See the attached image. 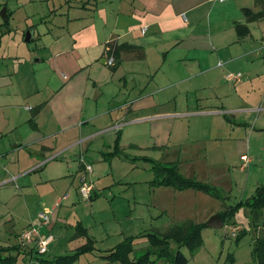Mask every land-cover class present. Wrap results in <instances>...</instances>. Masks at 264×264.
I'll use <instances>...</instances> for the list:
<instances>
[{"label":"crops","instance_id":"crops-1","mask_svg":"<svg viewBox=\"0 0 264 264\" xmlns=\"http://www.w3.org/2000/svg\"><path fill=\"white\" fill-rule=\"evenodd\" d=\"M37 1L46 0L33 2ZM53 8V24L43 36L42 51L35 61L40 71L32 74L30 70L29 78L19 77L15 83L11 79L0 80V137L11 136L15 145L11 151L4 150L1 158L9 162L15 152L18 156L24 151L23 162L32 163L35 158H47L44 155L50 152L65 161L58 165L66 170L58 167L61 174L57 180L66 178L63 171L69 170H75L74 178L78 179L82 171L78 158L83 155L89 162V142L111 129L112 119L117 122L112 128L120 126L124 116L131 118L124 125H128V142L133 150L140 149L135 140L139 139L144 143L142 147L153 149L154 157L159 154L152 160L178 164L186 178L228 190L251 177L256 179V173L264 171V138L259 143L254 140L264 134V124L262 128H251L247 122L253 118L264 122V52L259 50L264 49V18L248 21L242 11L264 12V0H63ZM236 25L245 26L248 33L238 36ZM34 36L32 39L42 42L40 34ZM109 45L134 48L120 53V64L114 72L106 64ZM231 72H242L246 79L238 85L228 83L225 75ZM110 81H116L115 94L106 97L105 86ZM117 97L120 101L112 103ZM28 98L33 99L32 106L24 105ZM243 103L247 108H242ZM259 105L263 107L257 109ZM38 107L33 118L36 129L32 130L28 121L31 111ZM229 111L238 120L231 119ZM191 118L196 124L187 126ZM138 126H144L147 138L142 134L132 137L133 127ZM124 131L120 129L118 134L123 136ZM107 149L104 153H111V147ZM243 157L247 162H243ZM102 158L104 164L111 161ZM35 166L32 172L45 167ZM26 167L23 163L20 170ZM12 168H4L5 174ZM93 171L92 167V174ZM1 176L2 173L0 180ZM257 187L253 186L254 190ZM175 191L185 194L179 197L180 217L174 218L177 225H203L220 213L218 209H207L193 214L196 209L192 208V216L181 215L191 196L187 192L196 191ZM75 193L78 200L77 187ZM94 194L98 198L95 189ZM202 198L199 197L204 201ZM23 208L29 210L28 205ZM7 215L12 222L14 216ZM33 221L29 220L28 225ZM78 223L82 225H75ZM28 225L16 234L13 244L18 243L20 233ZM56 226L52 223L41 233L50 235ZM234 227L243 228L237 224ZM85 229L96 243L89 228ZM109 234L105 231V238ZM74 235L75 232L71 239L77 240L78 246L70 253L85 243ZM59 246L53 240L48 251ZM63 255L67 254L53 257ZM88 255L99 258L100 254L83 255L77 262ZM96 258L92 260L97 261Z\"/></svg>","mask_w":264,"mask_h":264},{"label":"rangeland","instance_id":"rangeland-1","mask_svg":"<svg viewBox=\"0 0 264 264\" xmlns=\"http://www.w3.org/2000/svg\"><path fill=\"white\" fill-rule=\"evenodd\" d=\"M33 1L0 0V13L3 9H6V14L9 16L6 25H4L0 16V80H3V82L11 79L15 83L19 77L27 79L31 76L30 70H32L33 74L41 69L35 61L38 60V56L42 51V45L45 41L43 36L53 24L51 17L54 10L53 7L60 4L63 0H59V2L57 0L37 1V3ZM30 30L32 36L40 34L39 39H43L41 43H38L37 39L30 43L24 42V36ZM260 49L264 52L263 48ZM33 55L36 56L35 59H31ZM25 64L27 65L26 67ZM239 73L243 82L246 79V75L242 72ZM33 77L37 79V76L35 77L34 75ZM46 77L49 78L48 76ZM105 87V96H113L115 94L116 81H110ZM29 98L24 103L25 106H32L33 99L29 100ZM112 100V103L119 102L120 97ZM231 103H234V101ZM244 105L245 107L242 108H247L245 103L241 106ZM261 107L263 105H259L257 109ZM233 111H236V109H233ZM231 112L229 111L227 115L233 120H238L237 117H234V113ZM121 117L125 122H129L131 119L124 116ZM124 121L120 120V126L112 128L117 124L112 119L109 123L111 129L97 134L90 141L91 143L89 142L91 150H89V155H87L89 162L87 161L88 163L86 162V164H89L94 169L92 182L96 193L99 194L95 201H91V199L89 201L79 200L81 198L76 199L75 189L78 186V179L74 178L75 170L63 171L66 174V178L57 180L59 174H61L59 173L61 170L58 171V167L60 168L58 165L65 161H61L60 157L52 159L54 155L50 152L44 155L47 158L43 159L41 156L35 158L36 162L32 163L23 162L22 155L24 151L19 152L18 156L15 152L13 159L9 162L5 158L0 157V173L3 174L1 177L4 178L1 179L3 181L0 180L1 246L13 244L16 234L21 228L28 225L29 220H34L31 225H38L37 215L45 209L52 210L50 215L51 224L55 223L57 226L52 231V235H50L54 240V244L58 242L60 245L57 249H54V247L49 248L48 253L45 255L46 258H52L57 254H69L71 249L78 246V243H75L77 240L71 239L75 232L71 226H74L77 222H81L85 228H89V234L94 235L97 241L96 247L101 251L114 247L127 237L138 238L141 234L146 233L162 235L169 227L178 224L174 218L180 217V213L177 212L178 207L181 205V198L179 197L185 194H179V192L170 188L157 189L149 186V182L153 180L150 163L141 160L132 162L131 160L144 156L149 159H157L159 154L156 153L154 157L153 149L142 147L144 143L139 139L135 140L137 142L136 145L140 149L133 150L128 142L129 133L126 130L128 125H124ZM207 121H210L209 118H207ZM189 122L187 126L196 124L195 118L189 119ZM247 122L251 125V128H262L264 124V122H260V120L255 118L249 119ZM187 126H183L186 131L188 130ZM133 128V138L137 134L145 135L143 137L147 138V134L144 133V126ZM120 129L125 130L123 136L121 132L118 134ZM258 137L256 136L254 140L259 143L264 138V134H259ZM117 140L118 142L116 143ZM14 146L11 136L0 137V156L4 150L11 151ZM108 147H111V152L117 147L121 156L113 157L110 163L106 162L104 164L105 162L101 161V154L106 152V150L108 151ZM23 163L27 167L22 171L20 169ZM36 164L38 166L47 165L43 166L44 168L39 171L32 172L36 169ZM67 164L71 168L69 161ZM7 166L13 167L11 170L8 169V175L4 172V168L7 169ZM256 176V179L251 177L243 185L240 182L239 185L228 187V190L223 187H216L222 197L225 198L224 201L215 200L202 192H187L189 193L187 195L191 196L188 197L189 200L186 199V207L181 211V215L192 216V212H190L192 208L193 210L196 209L193 214L196 212L198 214V210L203 212V210L207 209H210V211L214 209L220 210L219 212L225 211L227 206H233L239 201L248 199L253 193V186H259L264 183V171L256 173ZM14 178L16 181H12ZM199 197H203L202 199L205 202L200 200ZM73 199L75 200L74 204L71 201ZM58 200L62 201L61 205L54 211L53 208ZM23 205L24 207L28 205L29 210L25 211ZM193 205H196L198 209L193 207ZM8 213L14 216L12 222L7 220L9 219ZM113 217L115 221L112 220ZM233 222L241 225L246 230V235L237 245L234 243V237H230L229 233L236 228L232 225ZM249 222L248 210L240 208L229 225L218 230L210 229L206 226L203 227L201 230L202 246L194 251L192 256L188 254L185 248H182L181 252L188 259V264H255L252 256L254 237L256 235L264 238V208L261 211V217L258 222L259 228L254 231L250 228ZM206 223L203 225H206ZM105 231L111 232L109 238H105ZM237 233L238 231L235 230V235ZM147 245L146 238L136 239L133 243L131 259L143 254ZM170 248L175 251L176 247L171 244ZM95 258V255H88L76 262L77 264H97L100 259L96 258L97 261H93ZM19 259L17 264H21V257ZM152 259H155V257L151 256L150 260Z\"/></svg>","mask_w":264,"mask_h":264},{"label":"trees","instance_id":"trees-1","mask_svg":"<svg viewBox=\"0 0 264 264\" xmlns=\"http://www.w3.org/2000/svg\"><path fill=\"white\" fill-rule=\"evenodd\" d=\"M243 14L248 21L259 20L264 18V12L254 14L250 9H243ZM7 13V12H6ZM7 19L9 16L6 14ZM8 22H4L6 25ZM236 33L238 36H244L247 34L245 26L236 25ZM34 39L31 40V42ZM109 51L107 53L113 57L114 64L110 67L111 71L114 72L120 64V53L123 51H131L134 48L126 46L109 45ZM40 107L32 110L31 119L28 121L29 126L32 130L36 129L33 118L36 116ZM227 121L229 118L224 116ZM118 140L116 141V143ZM121 156L117 147L111 153H103L102 157L106 161H110L113 157ZM141 160L148 162L151 165V171L153 173V180L149 182L151 188H171L177 191L192 190L196 192H202L206 195L214 198L215 200L224 201L225 198L218 189L208 184L197 181L194 178L184 177L178 168V164H162L147 157H139L138 159H132L131 161ZM130 161V162H131ZM97 196L94 194L91 196V201H94ZM229 200L228 197H226ZM226 200V201H227ZM240 208H245L249 212L250 217V228L254 231L259 227L258 222L261 217V211L264 208V184L258 186L253 194L244 201H239L233 206H227L225 211L220 212V217L223 227L229 225L231 220ZM235 226V223H232ZM206 225H196L193 222H186L182 225H175L169 227L162 235L146 233L141 234L137 237H127L122 242L117 244L115 247L108 251L100 252L96 248L95 240L92 239L87 230L80 224H76L73 228L75 235L78 238H83L85 243L79 248L75 249L72 253L56 256L48 259L44 255H38L33 248H24L18 242L9 246L0 245V264H17L21 257V262L25 261L24 264H75L76 261L83 255L93 254L98 252L100 261L107 263H119V264H188V259L181 252L182 248L188 251V254L192 256L194 251L202 246L201 230ZM48 235V234H47ZM246 235V230L241 229L234 238V243L237 245L239 241ZM225 237V236H224ZM146 238L147 247L146 251L138 256L137 258L130 259V255L133 253V243L136 239ZM255 247L252 252L253 261L255 264H264V238L255 237ZM171 244L176 248L172 251ZM48 251V250H47ZM47 253V252H46ZM153 256L155 259L150 260ZM26 259V260H25ZM28 259V260H27Z\"/></svg>","mask_w":264,"mask_h":264},{"label":"built area","instance_id":"built-area-1","mask_svg":"<svg viewBox=\"0 0 264 264\" xmlns=\"http://www.w3.org/2000/svg\"><path fill=\"white\" fill-rule=\"evenodd\" d=\"M109 51V47L107 49ZM106 64L111 67L114 64V59L112 56L106 60ZM225 80L228 83H232L233 85H238L242 81V76L240 73H228L225 75ZM117 128V127H116ZM79 143H82L80 141ZM55 157H52L54 159ZM243 162H247V159L245 157L242 158ZM78 163L82 167V171L80 172L79 178H78V186H77V193L81 200L83 201H89L91 199L94 187L93 182L91 180V174H92V166L89 164H86L85 158L83 155H80L78 158ZM40 165L39 167H41ZM12 181H16L14 178ZM60 205L58 202L56 206L54 207V210L57 209V207ZM51 211L43 210V212L39 213L37 215L38 225H30L26 229H24L20 235L18 242L22 245L24 248H33V250L38 255H44L46 254L48 250L49 244L53 241V238L51 235L42 234L41 229L44 227H47L51 225ZM235 230L240 231L239 229H234L230 233V237L235 238Z\"/></svg>","mask_w":264,"mask_h":264},{"label":"water","instance_id":"water-1","mask_svg":"<svg viewBox=\"0 0 264 264\" xmlns=\"http://www.w3.org/2000/svg\"><path fill=\"white\" fill-rule=\"evenodd\" d=\"M0 16L3 19V22H7L6 9H3L1 11ZM31 40H32V33L31 31H27L24 36V42L30 43ZM206 227L210 229L218 230V229L223 228V223L218 215H214L208 220V222L206 223ZM254 247H255V244H254Z\"/></svg>","mask_w":264,"mask_h":264}]
</instances>
